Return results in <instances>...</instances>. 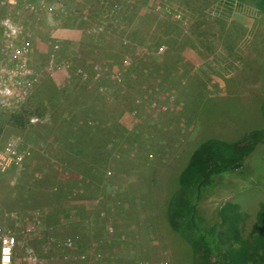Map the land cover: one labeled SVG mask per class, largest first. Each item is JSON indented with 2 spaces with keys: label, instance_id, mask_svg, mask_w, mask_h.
Wrapping results in <instances>:
<instances>
[{
  "label": "rangeland",
  "instance_id": "1",
  "mask_svg": "<svg viewBox=\"0 0 264 264\" xmlns=\"http://www.w3.org/2000/svg\"><path fill=\"white\" fill-rule=\"evenodd\" d=\"M257 2L0 0V221L16 236L13 264H193L171 198L204 138L264 128ZM20 110L28 126L10 123ZM245 164L196 204L208 224L235 205L243 237L264 204V142Z\"/></svg>",
  "mask_w": 264,
  "mask_h": 264
},
{
  "label": "trees",
  "instance_id": "2",
  "mask_svg": "<svg viewBox=\"0 0 264 264\" xmlns=\"http://www.w3.org/2000/svg\"><path fill=\"white\" fill-rule=\"evenodd\" d=\"M257 3V9L263 12L264 0ZM259 111L264 121V100ZM9 121L25 127L29 117L20 110L11 114ZM260 142H264V128L247 130L233 139L220 135L206 137L195 146L181 169L169 215L173 226L191 246L193 264H264V204L260 205L256 220L244 237L237 226L240 213L235 205L227 203L220 208L213 224L206 223L196 206L221 179L230 173H243L247 158ZM218 225L224 226V230H218Z\"/></svg>",
  "mask_w": 264,
  "mask_h": 264
},
{
  "label": "built area",
  "instance_id": "3",
  "mask_svg": "<svg viewBox=\"0 0 264 264\" xmlns=\"http://www.w3.org/2000/svg\"><path fill=\"white\" fill-rule=\"evenodd\" d=\"M21 88H22V84L20 85V89ZM0 107L3 108L2 88H0ZM20 157L21 156H18L17 159L19 160ZM0 228L3 229L1 231V236H0V264H4L5 255L9 256L8 264H13V253H14L16 236L12 234V229L5 226L4 224H1V221H0Z\"/></svg>",
  "mask_w": 264,
  "mask_h": 264
},
{
  "label": "crops",
  "instance_id": "4",
  "mask_svg": "<svg viewBox=\"0 0 264 264\" xmlns=\"http://www.w3.org/2000/svg\"><path fill=\"white\" fill-rule=\"evenodd\" d=\"M63 29H56L54 32L52 31V36L53 37H60L58 34H60V33H63ZM55 34H57V36H54Z\"/></svg>",
  "mask_w": 264,
  "mask_h": 264
},
{
  "label": "clouds",
  "instance_id": "5",
  "mask_svg": "<svg viewBox=\"0 0 264 264\" xmlns=\"http://www.w3.org/2000/svg\"><path fill=\"white\" fill-rule=\"evenodd\" d=\"M8 262H9V256L8 255H5V257H4V264H8Z\"/></svg>",
  "mask_w": 264,
  "mask_h": 264
}]
</instances>
